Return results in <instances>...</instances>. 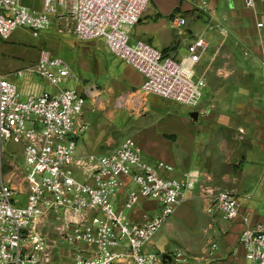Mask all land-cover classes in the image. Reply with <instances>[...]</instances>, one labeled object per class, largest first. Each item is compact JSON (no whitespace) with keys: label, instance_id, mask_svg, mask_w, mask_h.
Wrapping results in <instances>:
<instances>
[{"label":"built area","instance_id":"obj_1","mask_svg":"<svg viewBox=\"0 0 264 264\" xmlns=\"http://www.w3.org/2000/svg\"><path fill=\"white\" fill-rule=\"evenodd\" d=\"M197 1L198 8L207 10L208 0ZM149 2L43 0L42 11H34L19 0H0V40H8L18 29H28L37 36L54 18L71 19L72 32L79 40L102 39L109 52L144 76L141 94L198 106L206 80L195 68L208 43L196 35L181 59L144 40L130 43V29ZM255 2L245 0L247 6ZM172 22L180 33L186 18L174 15ZM27 72L58 89L47 91L33 83L20 89L0 72V264H49L58 238L71 245L67 250L69 264H163L162 253L145 247L187 199L197 174L181 180L163 176L159 169L171 170V166L144 160L131 137L100 156L77 157L78 139L88 127L80 122L87 90L59 87L71 76V70L64 59L48 51L41 52L32 69H19L14 74L21 77ZM9 143L22 146L23 165L5 160ZM17 178L28 186L23 206L14 185ZM146 200L157 202V213L143 208ZM206 212L226 221L241 219L244 226L239 244L245 264H264V220L251 222L234 191L216 192ZM52 216L58 221L56 236L43 229ZM171 258L177 263L186 260L181 251Z\"/></svg>","mask_w":264,"mask_h":264},{"label":"crops","instance_id":"obj_2","mask_svg":"<svg viewBox=\"0 0 264 264\" xmlns=\"http://www.w3.org/2000/svg\"><path fill=\"white\" fill-rule=\"evenodd\" d=\"M19 2L30 10L43 9V0ZM174 15L186 18L180 33L173 25ZM55 21L67 20L54 18ZM259 23L262 25L259 26ZM130 34L133 41L144 40L177 59L186 56L193 37L200 34L208 43L202 60L209 67L217 66L219 71H224L223 75L234 73L233 81L230 79V83H224L223 88L208 98L206 92L209 83L205 73H202L206 80L202 99L198 106L191 107L188 116L182 117L180 128L162 133L164 138L170 140L169 143L166 141L168 146L162 145L165 141L161 139L163 137L153 134L154 131L145 128L146 125L140 123L133 131L137 134L133 140L142 157L145 153L153 157L150 163L162 161L171 166V170L159 169L163 176L181 180L190 173L197 174L194 187L188 190L187 199L176 207L174 214L192 213L197 206L206 213V203L211 196L219 190L229 189L239 197L242 210L249 212L251 222L263 221L264 2L256 0L253 6H247L245 0H208V8L203 11L198 8L197 0H150L139 22L130 29ZM106 50V46L101 51L92 50V62L98 60V55L102 56L108 63L103 67L109 72L108 76L115 78L127 90L134 89L133 94L136 90L139 94L144 76ZM230 56L235 60L233 66L226 61ZM70 70L69 77H72ZM11 74L5 73L7 76ZM84 88L85 85L81 84L76 90L83 92ZM231 88L232 92H228ZM140 95H143L142 113L136 116L138 119L160 113L158 108L167 109V99L157 96L156 103L149 106L147 97L152 94ZM132 97L126 100L124 95L114 97L108 93L99 96L98 102L108 105L122 100L124 104L135 105L138 98ZM230 100L234 102L232 107L228 105ZM91 102L95 106L93 100ZM104 110L105 113L93 116L83 112L80 122L87 123L88 127L78 139L77 157L100 156L122 143L117 144L112 131L107 128V123L113 122L115 108ZM124 111L122 114L125 117ZM143 208L155 214L158 204L155 200H146ZM206 215L208 221L203 230L207 241L200 253L194 256L197 263L245 264L244 249L239 244L244 226L241 219L226 221L218 215ZM158 248L160 253L167 251L173 254L163 242ZM166 264H172V260Z\"/></svg>","mask_w":264,"mask_h":264},{"label":"rangeland","instance_id":"obj_3","mask_svg":"<svg viewBox=\"0 0 264 264\" xmlns=\"http://www.w3.org/2000/svg\"><path fill=\"white\" fill-rule=\"evenodd\" d=\"M133 42V40H130V43ZM104 47L102 39H95L92 42L79 40L72 32L71 19L62 22L55 21L49 28L40 31L37 36H34L28 29H18L8 40H0V72L3 74L12 73L7 78L15 82L20 89H24L28 84L33 83L43 86L47 91H56L58 86H54L48 80L42 79L35 73L32 74L27 72L23 76L18 77L14 72L19 69H32L37 63L42 51H48L53 56L64 59L72 69L73 76L66 78L59 87L77 89L79 85L84 84V89L87 90L88 98L84 106V113H87L89 116L96 115V113L103 114L102 112L105 111V108L107 110L115 108L116 112H114L113 122L111 121L112 123L110 124L107 123V128L109 131H112V134L117 140V144L123 142L128 137L134 138L137 134L133 131L139 127L140 123L146 125L145 128L153 130V134L161 137H163L162 133L179 127L182 122V117L190 114L191 107L171 100H165L167 109L163 107L158 108L160 112L158 114H150L146 118L143 117V119H138L136 117L142 113L143 95H140V93L138 94V90L133 94L135 91L134 89L127 90L121 86L115 78L108 76L109 72H106L105 68H103L107 62L104 61L102 56L98 55L96 57L98 60H94L93 62L91 60L92 50L101 51ZM100 51L98 53H101ZM106 52L110 53L108 50H106ZM187 54L188 51H186V55ZM226 61L232 63L233 66L235 60L230 56L226 58ZM195 69L197 75L205 73L207 77L209 83L206 92L207 98L209 96H214L215 92L223 88L224 83H230L235 79L234 73L223 75L224 71H219L217 66L209 67L204 60H202ZM98 75H101V77L99 78ZM232 90L233 88L227 91L232 92ZM108 93L114 97L124 95L126 100H131V97L134 95L135 98H138V102H134L135 105L131 103L124 104L122 100L117 103L112 102L108 105L99 103V96ZM134 96L132 98H134ZM158 98L159 97L156 95H148V105L150 106L156 103ZM91 100H93L95 106H93ZM233 104L234 102L230 100L228 105L232 107ZM123 110L126 112L125 117L122 114ZM163 111L165 113H163ZM161 139L165 140L163 142L161 141L162 145L168 146L166 141L169 143L170 140L164 137ZM143 157L148 162L153 160L152 156L145 153ZM5 160H14L19 166L23 165L24 154L22 146L20 144L9 143L5 153ZM14 185L20 193L17 194V197L22 201L20 205L23 206L26 203L28 186L22 178H17L14 181ZM211 193L213 194L214 192ZM210 201L211 200H208V203H206L207 206ZM123 212L127 213L128 210L124 209ZM203 212L200 206H197L192 213L177 212L172 214L167 222L153 235L151 242L146 245L145 249L149 252L158 253L160 242H163L172 253L181 251L185 255V262L177 263L172 261V264H198L194 256L200 253L202 246H204L207 241L203 227L206 225L208 217L206 215L207 212H204L205 214ZM57 223L58 221L52 216L46 220L43 229L49 232L51 236H56L54 228ZM70 248L71 245L69 243L58 238L54 248V258L49 264H69L70 258L67 250ZM60 249L64 251L61 254L58 252ZM161 253H167V251Z\"/></svg>","mask_w":264,"mask_h":264},{"label":"water","instance_id":"obj_4","mask_svg":"<svg viewBox=\"0 0 264 264\" xmlns=\"http://www.w3.org/2000/svg\"><path fill=\"white\" fill-rule=\"evenodd\" d=\"M193 116H195V115H193ZM169 260H172L171 255L168 254V253H163L162 254V261H163V263L166 264L167 261H169Z\"/></svg>","mask_w":264,"mask_h":264}]
</instances>
